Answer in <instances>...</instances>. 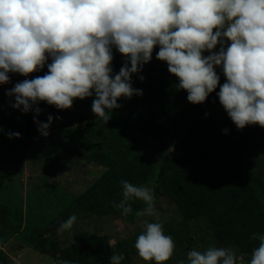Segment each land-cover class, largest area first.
<instances>
[{
    "label": "clouds",
    "instance_id": "1",
    "mask_svg": "<svg viewBox=\"0 0 264 264\" xmlns=\"http://www.w3.org/2000/svg\"><path fill=\"white\" fill-rule=\"evenodd\" d=\"M218 43V53L202 55ZM157 45L156 58L167 62L190 103L202 104L216 90L220 77L215 68L222 66L226 82L217 96L230 119L238 129L264 128V0H0V84L9 82L8 73L27 77L52 58L45 75L25 79L6 92L22 113L39 115L42 110L34 106L40 101L69 109L74 99L90 97L94 90L92 111L108 121L106 109L122 106L118 98L143 94L133 88L131 76L150 62ZM112 46L128 58L114 78ZM33 120L40 135L49 136L53 117L47 123L36 116ZM8 137L20 138V133L9 132ZM122 185L123 199L113 207L128 215V201L134 197L146 205L137 216L156 214L152 188L127 180ZM76 220L72 215L60 230H70ZM257 238L260 244L250 264H264V235L253 234ZM174 247L158 222L147 223L135 242L139 257L155 264L168 261ZM124 259L123 253L113 254L110 264ZM236 259L231 247L187 253V264H236Z\"/></svg>",
    "mask_w": 264,
    "mask_h": 264
},
{
    "label": "trees",
    "instance_id": "2",
    "mask_svg": "<svg viewBox=\"0 0 264 264\" xmlns=\"http://www.w3.org/2000/svg\"><path fill=\"white\" fill-rule=\"evenodd\" d=\"M219 50L218 43L216 48L205 52L208 56ZM158 51L159 45L154 47L153 61L136 89L149 88L148 92L142 91L143 94L139 95L149 108L141 129L154 142L151 144L159 153V166L146 160L149 148H142L145 150H137L127 157L123 173L127 181L137 186L155 178V198H172L186 222H206L219 248L236 247L239 253L252 255L260 244L259 238L252 239L253 234L264 235V201L261 196L264 192V164L257 168L252 160L250 128L247 125L238 129L219 102L217 93L226 82L224 74H217L219 84L202 104H192L187 100V91L177 88L179 78L169 73L167 62L156 58ZM51 62L49 56L42 69L27 77L8 73L9 82L0 84V128L33 139L41 136L32 117L7 114L3 99L9 97L6 92L17 83L45 75ZM221 68L217 66L216 72ZM156 72L161 73L160 77L155 76ZM80 101L79 98L74 99L69 109H58L40 101L38 105H42V111L38 115L39 121L47 123L48 116L53 117L49 132L83 123L87 116L77 110ZM205 103L212 104L215 109ZM64 117H69V121L62 123ZM224 129L228 132L225 133ZM89 159L107 166H113L116 161V157L103 152L91 153ZM131 207L132 212L128 216L133 218L143 210L145 202L139 200ZM88 210L92 214L122 213L110 203L103 208L90 207L86 195L78 196L67 209L43 225L42 231L30 240L31 247L53 261L110 264L111 255L123 253L125 259L121 264H131V247L125 244L114 247L106 235L78 231L73 241L63 246L59 235L61 224L74 213L79 217ZM7 212L0 213L1 224L8 222ZM0 264L15 262L0 251Z\"/></svg>",
    "mask_w": 264,
    "mask_h": 264
},
{
    "label": "rangeland",
    "instance_id": "3",
    "mask_svg": "<svg viewBox=\"0 0 264 264\" xmlns=\"http://www.w3.org/2000/svg\"><path fill=\"white\" fill-rule=\"evenodd\" d=\"M225 46H230L226 38ZM112 54L114 62L110 66L114 78L128 58L119 53L115 46H112ZM202 55L207 57L205 51ZM152 61L145 64L142 71L131 76L133 88L136 89L141 81L139 76L147 71ZM217 74L223 75L222 68ZM160 75V72L155 73L157 78ZM142 91L148 92L149 88L145 87ZM94 99L96 96L93 90L92 96L84 98L77 105V110L87 116L85 122L60 127L51 131L47 137L33 139L20 136L9 139L8 133L13 131L0 128V213L8 211V222L0 223V251L15 264H53L49 256L31 247L30 240L42 231L46 222L67 209L78 196L86 195L90 207L103 208L114 201L119 203L123 199L122 181L127 180L123 169L127 166L128 156L142 148H149L146 160L159 166L160 156L152 145L154 142L141 129L149 113L147 103L142 102L141 96L118 98L117 103L122 106L113 110L106 109V114H111L108 121L93 113ZM13 103L14 96L3 99V108L8 111L7 114L28 115L32 118L36 116L39 120L34 111L22 113L12 107ZM205 104L214 108L212 104ZM34 107L41 108L42 105ZM67 121L69 117L61 120L62 123ZM248 126L252 160L258 168L264 164V128L258 124ZM95 152L116 157L114 165L91 161L89 155ZM154 182L155 178L140 186L153 189ZM261 196L264 201V192ZM138 201L133 197L128 203L131 206ZM154 209V215H135L133 218L115 212L92 214L88 210L79 217L74 213L77 220L72 228L60 230L59 235L63 246L69 245L78 231L106 235L114 247L119 244L131 247V264H155V261L140 258L135 248L138 236L146 231L147 223L152 222L161 223L164 234L173 239V254L164 264H178L180 260L187 264V253L190 250L203 253L209 247L219 248L206 222L184 221L172 198L156 197ZM231 248L236 249V264H250L252 255H244L239 253L238 248Z\"/></svg>",
    "mask_w": 264,
    "mask_h": 264
}]
</instances>
